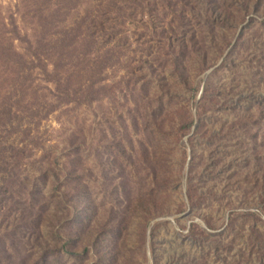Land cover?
<instances>
[{
	"label": "rangeland",
	"instance_id": "374dc122",
	"mask_svg": "<svg viewBox=\"0 0 264 264\" xmlns=\"http://www.w3.org/2000/svg\"><path fill=\"white\" fill-rule=\"evenodd\" d=\"M0 264H264V0H0Z\"/></svg>",
	"mask_w": 264,
	"mask_h": 264
}]
</instances>
